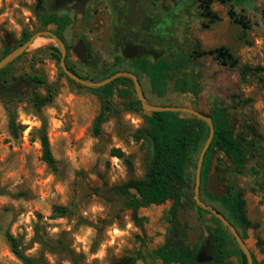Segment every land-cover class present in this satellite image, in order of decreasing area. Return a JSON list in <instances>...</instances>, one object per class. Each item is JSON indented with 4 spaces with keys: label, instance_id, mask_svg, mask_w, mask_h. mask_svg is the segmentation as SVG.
I'll return each instance as SVG.
<instances>
[{
    "label": "rangeland",
    "instance_id": "1",
    "mask_svg": "<svg viewBox=\"0 0 264 264\" xmlns=\"http://www.w3.org/2000/svg\"><path fill=\"white\" fill-rule=\"evenodd\" d=\"M232 2L236 13L248 20L249 30L244 31L230 19L229 4L220 0H214L212 8L221 21L208 29L202 27L207 19L196 0H190L189 12L194 51L224 46L238 59L237 66L231 67V60L223 64L214 56H197L193 52L188 64V80L191 88L197 82L198 95L176 89L177 82L183 78L182 72L171 74L168 79L161 76L159 95L151 91L143 75L141 87L146 101L157 106L189 107L206 115L218 109L227 110L247 140L259 143L257 149L249 151L241 173L226 172L224 184L232 185L243 194L247 216L253 224L244 242L260 262L264 260V253L256 243L258 238L264 239V191L261 188L264 182V0ZM69 17L71 23L64 35L71 40L74 20L73 16ZM52 29L42 28L37 16V0H0V53L6 34L19 40L23 31L33 35ZM99 35L96 31L87 34L90 47L92 44L102 49L107 46L106 36L99 39ZM18 44L14 45L18 47ZM57 49L60 51L50 36L36 37L9 69L11 83L12 78L42 77L53 91L50 103L38 111L32 102L36 93L47 94L43 84H15V91L22 93L8 105L0 98V264H24L13 253L7 233L13 235L23 253L38 264H119L129 258L132 264H165L153 252L166 239L170 202L141 208L138 216L145 220L140 228L133 220L131 208L124 207L111 215L112 204L98 195L78 201L79 181L87 182L94 189H112L130 179L144 177L149 148L144 140L137 141L134 134L145 126L144 116L149 112L143 108L127 111L128 100L119 98L116 92L102 133L95 136L94 121L102 111L103 102L99 93L87 89L91 87H79L65 76L56 57ZM70 57L73 62H79L73 52ZM103 59L108 60L107 54L104 53ZM245 65L251 67V72L244 78L240 69ZM107 75L110 72L95 74L93 79L87 80L98 82L110 77ZM135 96L134 88L132 97ZM13 112L17 124L23 126L17 135L9 129ZM187 115L182 113L181 116ZM43 127L56 160L55 169L41 160ZM115 148L131 159V170L123 159L111 155ZM223 158V154H218L216 162ZM195 174L196 169L190 168L191 181ZM194 202L191 188L178 213L191 249L204 242L207 226L219 227L211 215L199 214ZM212 204L221 208L218 203ZM56 207H67L69 212L60 216ZM231 248L234 253L227 264H243L238 245L232 242Z\"/></svg>",
    "mask_w": 264,
    "mask_h": 264
},
{
    "label": "trees",
    "instance_id": "2",
    "mask_svg": "<svg viewBox=\"0 0 264 264\" xmlns=\"http://www.w3.org/2000/svg\"><path fill=\"white\" fill-rule=\"evenodd\" d=\"M202 10V15L207 19L206 23H202L204 29L210 28L211 25L220 22L221 17L213 10L212 4L214 0H196ZM222 3L229 4L228 16L235 23L242 27L244 31L250 29V24L244 15L238 14L235 11V4L232 0H220ZM230 2V3H229ZM37 16L42 28H47L53 24L56 26V35L61 39V34L71 23L68 16H60L55 13H50L46 8L45 0H37ZM32 34L28 31H23L19 40L14 38V42L19 45L27 42ZM15 44V43H14ZM7 46L3 43L2 57L6 56L17 46ZM61 58V52L57 49ZM197 56L211 55L217 60H222L223 64H227L231 60L230 66L238 65V59L234 57L229 50L224 47H216L209 50L194 51ZM25 52L15 59L12 63L4 67L0 71V98L6 101V105L19 99V92L15 91L14 85L20 82H25L26 86H34V84H43L46 87L47 94L40 95L36 93L32 97V102L36 109L40 111L43 106L53 100V91L51 86L45 83V80L39 76L29 78H12L11 83L10 71L12 64L20 59ZM150 79L151 91L159 95L161 73L158 67H149L142 65ZM189 66L176 67L171 64H166L165 77L173 74L181 73L183 78L177 82L176 89H180L182 93H194L198 95L197 82L190 87L189 84ZM241 74L245 78L251 72V67L245 65L241 67ZM65 74V73H64ZM65 76L73 83L66 74ZM83 78V77H82ZM86 79L87 78H83ZM166 82V81H165ZM79 87L81 84L76 83ZM165 84V83H164ZM118 85H122L118 88ZM87 88V87H86ZM91 91L99 93L103 102V108L100 114L96 117L93 126L95 136L102 133V126L108 120L110 115V104L112 98L117 92L119 98L128 100L126 110L141 111L142 106L139 99L132 97V89L134 91L133 82L127 77H120L110 84L100 88H87ZM163 94V92L161 93ZM180 112H149L144 116L145 126L139 128L134 137L137 141L144 140L148 144L149 156L146 164V172L141 179H130L118 186L112 188V191L117 194H126L129 200L124 207L133 210V220L135 224L142 228L144 218L138 216L141 208L151 205H161L167 202L171 203V207L166 215L168 230L166 239L153 254L165 264H227L230 257L233 255L231 243L238 245L230 233V231L222 224V222L209 211H206L196 202L194 205L199 214L206 213L219 224L218 228L211 226L206 227L207 236L204 242L191 249L187 242V234L181 227L178 213L183 205V200L191 190H194L195 178L190 180L189 169H196L200 152L209 136V126L204 121L193 115L181 116ZM212 118L215 135L211 145L209 146L202 167V183H201V198L206 203L212 205L221 212L231 223L242 230L240 233L242 239L246 238V232L253 227L249 220L246 211V201L240 191L235 190L232 185L226 186L230 197H220L219 194H212L207 189L208 177L214 166L218 170H226L232 173H241L242 168L248 161L249 151L257 149L259 143L248 141L245 133L240 130L232 120L230 113L224 109L215 110L213 114H209ZM9 129L13 135H17L18 131L23 129L22 125L17 124L16 113H12L9 121ZM40 142L42 146L41 160L51 168H56V160L52 153V149L47 136L46 128L43 127L40 134ZM223 154L224 158L216 162V156ZM111 155L123 159L126 166L131 170L132 161L126 157L121 149H112ZM224 165V167H222ZM264 191V182L261 186ZM255 190V189H254ZM212 203H218L221 208L214 206ZM55 211L63 216L69 212L67 207H56ZM8 241L11 244L13 253L24 264H38L31 257L26 256L20 249L18 241L10 233L6 234ZM257 248L264 253V239L258 238L256 243ZM239 247V246H238ZM205 252L208 261L199 262L198 255ZM238 252L243 257V264H247V258L240 249ZM254 264H264V260L257 261L253 256Z\"/></svg>",
    "mask_w": 264,
    "mask_h": 264
},
{
    "label": "flooded vegetation",
    "instance_id": "3",
    "mask_svg": "<svg viewBox=\"0 0 264 264\" xmlns=\"http://www.w3.org/2000/svg\"><path fill=\"white\" fill-rule=\"evenodd\" d=\"M189 6L190 0H91L82 18L78 2L46 0V8L50 13L73 16L71 40L65 37L64 32L61 34L67 49L66 64L72 72L90 79L95 74L106 75L110 72L107 76H112L117 72H130L138 77L141 86L142 75L150 83L143 64L158 67L164 77L166 64L186 67L193 59ZM80 20L85 25L78 29L76 23ZM49 27L53 28L50 31L56 32L55 25ZM94 31L101 34L99 39L106 36L108 49L88 45L86 36ZM80 41L84 46L85 60L80 59L75 52ZM2 51L3 45L0 59L3 58ZM71 52L77 57L78 63L72 61ZM104 53L108 56L107 61L103 59ZM125 54L132 58H126Z\"/></svg>",
    "mask_w": 264,
    "mask_h": 264
},
{
    "label": "water",
    "instance_id": "4",
    "mask_svg": "<svg viewBox=\"0 0 264 264\" xmlns=\"http://www.w3.org/2000/svg\"><path fill=\"white\" fill-rule=\"evenodd\" d=\"M69 2L76 1L80 4V11L79 13L81 14V17L83 18L84 13H85V7L88 2L91 0H68ZM82 25H85L83 20H80L76 23V27L80 29ZM76 33H79V31H76ZM43 35H48L50 36L54 41L57 42L60 52H61V58H60V67L63 70V72L73 81L87 86L91 88H100L103 86H106L116 80L117 78L120 77H130L133 80L135 90L137 97L139 101L141 102L142 108L147 111V112H180V113H187L190 115H193L201 120H204L208 126H209V136L200 152L198 162H197V167H196V174H195V183H194V198L197 206L200 208L209 211L212 213L215 217H217L222 224L230 231V233L233 235L236 243L244 253V255L247 258V264H254V259L253 255L250 251V249L247 247L246 243L242 239L240 233L236 229L234 225L221 213L219 212L216 208H214L212 205L206 203L205 201L202 200L201 198V183H202V167L204 163V158L206 155V152L211 145L214 135H215V127L212 118L209 115L204 114L203 112L192 109L189 107H177V106H157L150 104L146 101L145 95L143 92V89L141 87L140 81L138 77L130 72H117L114 75L98 81H89L86 79H83L82 77L78 76L74 72H72L67 64H66V55H67V49L64 44V42L52 31L50 30H45V31H39L31 36V38L13 49L10 53H8L6 56H4L2 59H0V71L12 63L15 59L20 57L25 51H27L28 47L34 42L36 37H41ZM4 42L7 46H12L15 42L12 36L6 34L4 35ZM75 52L79 56L80 59L85 60V50L82 41H80L77 45V48L75 49ZM140 56V55H139ZM126 58H132L131 55L125 54ZM23 84H25L23 82ZM19 93H22L20 91ZM226 170H218L216 166L213 167L209 177H208V184H207V189L209 192L212 194L216 195L219 194L220 197L227 196L230 197L229 191L227 187L224 184V178L226 175ZM221 177V179H220ZM77 190H78V201L82 202L84 201L87 197L92 196V195H98L107 202H110L112 204L110 208V214L111 215H116L119 213L126 203L129 200V196L126 194H117L112 191L110 188H102V189H94L91 187L87 182L85 181H79L77 184ZM198 261L199 262H205L208 261V257L206 256L205 252H201L198 255ZM131 259H124L122 262L119 264H130Z\"/></svg>",
    "mask_w": 264,
    "mask_h": 264
},
{
    "label": "crops",
    "instance_id": "5",
    "mask_svg": "<svg viewBox=\"0 0 264 264\" xmlns=\"http://www.w3.org/2000/svg\"><path fill=\"white\" fill-rule=\"evenodd\" d=\"M146 78V77H145ZM147 81H148V84H149V87H150V83H149V80L147 79ZM151 88V87H150ZM144 92V91H143ZM145 95V94H144ZM154 105V104H153Z\"/></svg>",
    "mask_w": 264,
    "mask_h": 264
}]
</instances>
